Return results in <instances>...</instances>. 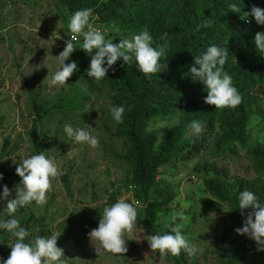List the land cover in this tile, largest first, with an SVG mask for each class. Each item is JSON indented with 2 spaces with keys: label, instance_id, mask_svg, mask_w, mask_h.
I'll use <instances>...</instances> for the list:
<instances>
[{
  "label": "rangeland",
  "instance_id": "374dc122",
  "mask_svg": "<svg viewBox=\"0 0 264 264\" xmlns=\"http://www.w3.org/2000/svg\"><path fill=\"white\" fill-rule=\"evenodd\" d=\"M69 18L53 0H0V160L2 153H11L3 158L0 167L10 169L34 154L29 142L33 121L31 95L39 101L58 102L60 97L70 99V88L76 84L80 88L78 92L89 99L80 102L77 112H66L44 121L39 130L43 151L55 160L64 175L51 180L45 203L32 205L38 218L44 219V229L50 235H60L57 246L63 249L62 259L66 264H227L228 261L264 264V251H259L248 237L240 255L234 250L227 252L230 243L221 249L218 245L234 217L229 208L206 193L204 181L211 175L204 168L215 162L231 177L253 178L254 173L244 150L221 142L218 128L209 132L205 126L199 136L191 131L187 135L193 144L202 137L207 139L202 152L187 162L165 168L159 184L161 192L157 190L153 196L159 202L172 199L161 214L159 226L164 231L174 226L170 223L173 212L189 217L183 222L182 234L198 251L190 255L182 250L177 258L152 253L142 228L146 207L137 197L136 189H131L130 167L121 159L123 143L116 136L117 123L111 117L113 105L109 93L95 81L78 86L71 77L67 85L50 84L59 67L55 57L66 46ZM97 27L114 44L132 36H113L109 29ZM60 35L61 39L57 40ZM74 43L80 47L82 40ZM66 122L73 127H91L86 130L98 138L99 146L93 149L67 138L63 132ZM178 123V117H161L152 129L162 137ZM250 131L249 146H255L264 138L261 118L251 120ZM112 195H116L115 202L122 198L138 209L137 226L126 234L128 251L124 254L96 252L98 245L88 238L98 227L99 212L112 204ZM4 201L0 200V204Z\"/></svg>",
  "mask_w": 264,
  "mask_h": 264
},
{
  "label": "trees",
  "instance_id": "16d2710c",
  "mask_svg": "<svg viewBox=\"0 0 264 264\" xmlns=\"http://www.w3.org/2000/svg\"><path fill=\"white\" fill-rule=\"evenodd\" d=\"M53 1L68 16L81 9L94 8L93 23L109 29L113 36L134 35L146 28L154 38V46L167 45V55L161 59L160 70L151 79L145 77L134 63L127 65L121 58L109 70L107 77L97 82L100 88L109 93L113 106L124 105L126 108L123 123H117L116 136L123 143L121 159L130 167L131 189H136L137 197L146 207L142 219L143 231L146 236L169 231H164L159 222L163 208L172 199L159 202L153 196L159 190L165 168L187 162L204 149L207 143L205 137L194 144L187 140L190 131L187 126L197 119L209 132L218 128L221 142L244 150L251 163L253 178L231 177L227 170L215 162L211 167L204 168L211 175L204 181L206 193L220 205L229 208L234 217L218 245L221 249L230 243L227 252L234 250L240 255L247 236L238 235L235 230L243 227L252 209L244 210L242 215L237 208V195L248 189L264 200V138L255 146H249L252 138L251 120L258 117L264 122V57L254 45L256 34L264 33V26L258 25L253 17L249 16L245 20L242 15L250 12L253 6L264 9V0H241L242 11L239 14L228 9V4L234 0ZM113 23L119 27V32L111 30ZM199 25L206 27L197 31ZM165 34L166 39H161ZM211 44L229 48L225 71L232 77L234 86L242 96L241 104L234 109L215 110L214 106L206 105L204 85L194 82L189 75L194 55ZM77 48L66 61L78 63V71L71 78L78 86L79 83H92L93 80L86 75L91 58ZM75 86L70 88V99L60 97L58 102L47 99L39 101L31 95L29 105L33 121L29 142L34 154L44 149L38 139L44 121L66 112H77L80 102L89 100ZM161 117L179 119V123L162 137L152 129V125ZM6 149L7 146L5 152ZM8 154L2 153L0 163ZM18 164L10 169L0 167V174L4 177L0 181V193L6 185L11 193L9 199L15 198V186L20 184V177L16 175ZM115 201L116 195H112L110 202L113 204ZM6 203L0 204V211L6 207ZM3 218L8 219L6 215ZM15 218L31 232L29 240L50 235V231L44 229V219L38 218L32 203L18 209ZM14 242L15 238L10 233L0 231V258L9 257V246ZM232 263L228 261L227 264Z\"/></svg>",
  "mask_w": 264,
  "mask_h": 264
},
{
  "label": "clouds",
  "instance_id": "9594fccd",
  "mask_svg": "<svg viewBox=\"0 0 264 264\" xmlns=\"http://www.w3.org/2000/svg\"><path fill=\"white\" fill-rule=\"evenodd\" d=\"M241 0H234L228 4L229 11L241 13ZM94 8L81 9L74 12L68 19V39L65 41L64 50L55 59L59 63L58 69L53 73L50 84L64 86L66 82L78 71V63L69 61L72 53L78 49L74 41L82 37L79 49L90 56V65L86 75L89 79L99 82L107 77L110 69L122 58L127 65L135 64L145 77L151 79L153 74L160 70V62L167 55V45L154 46V38L145 28L132 35L130 38L120 39L118 44L106 38L104 30L95 26L93 21ZM247 20L253 17L258 25L264 26V9L253 6L250 12L242 15ZM250 22V21H249ZM206 25L197 26V31ZM111 30L119 32V27L113 23ZM61 39V35L57 40ZM161 39H166V34ZM256 51L264 57V33H257L254 39ZM95 51V54L93 52ZM229 57V48L211 44L198 55H194V64L189 70V75L194 82L204 85L207 96L204 103L214 106L215 110L236 108L242 102V96L234 86L232 77L225 71ZM167 67V65L165 66ZM126 112L124 105H114L110 109L111 117L116 123H123ZM192 134L199 136L204 131L200 120L193 119L188 124ZM86 128H91L86 126ZM86 128L73 127L71 123H64L63 132L67 138L77 144H85L93 149L99 146V140ZM46 151L24 158L16 168V175L20 177V184L15 186V198L9 199L11 193L4 185L0 200H6V207L0 211V231L10 233L15 242L9 246L11 253L7 259L0 258V264H66L62 259L63 249L57 246L60 235L37 236L29 240L31 232L22 227L15 218L18 209L33 202L42 204L46 202V194L51 189V180L64 175L54 159L46 155ZM4 179L0 174V181ZM237 208L244 214V210L252 209L244 220L243 227L235 231L238 235L247 236L258 246L259 251H264V200L254 191L245 189L237 195ZM100 213L98 227L93 229L88 238L95 247L96 252L104 250L113 254H124L128 251L126 234L131 233L137 226L138 209L125 199L106 206ZM8 219H4V216ZM189 217L182 212H173L170 216V227L167 233L147 235L144 239L148 242L152 253L160 255L178 256L182 250L190 255L198 249L182 234L183 222Z\"/></svg>",
  "mask_w": 264,
  "mask_h": 264
},
{
  "label": "built area",
  "instance_id": "2783aa9c",
  "mask_svg": "<svg viewBox=\"0 0 264 264\" xmlns=\"http://www.w3.org/2000/svg\"><path fill=\"white\" fill-rule=\"evenodd\" d=\"M79 39H81V40H82V37H77V40H76V41H78ZM76 41H74V42H76Z\"/></svg>",
  "mask_w": 264,
  "mask_h": 264
}]
</instances>
